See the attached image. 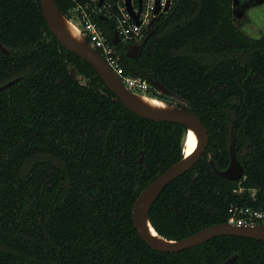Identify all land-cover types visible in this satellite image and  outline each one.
Wrapping results in <instances>:
<instances>
[{"label": "trees", "instance_id": "trees-1", "mask_svg": "<svg viewBox=\"0 0 264 264\" xmlns=\"http://www.w3.org/2000/svg\"><path fill=\"white\" fill-rule=\"evenodd\" d=\"M86 1L55 0L75 23L72 9ZM117 1L112 19L95 17L109 43ZM232 4L172 0L138 57L117 46L126 72L159 80L174 94L159 97L197 114L208 131L200 160L149 210L167 239L226 222L231 204L264 208V35L245 34ZM0 43L8 50L0 51V84L20 77L0 91V264H218L233 254V264H264V241L238 236L151 249L133 225V204L181 159L185 127L123 106L56 40L38 0H0ZM230 130L244 167L237 181L209 164L227 167Z\"/></svg>", "mask_w": 264, "mask_h": 264}, {"label": "water", "instance_id": "water-1", "mask_svg": "<svg viewBox=\"0 0 264 264\" xmlns=\"http://www.w3.org/2000/svg\"><path fill=\"white\" fill-rule=\"evenodd\" d=\"M39 6L42 12V16L46 22V25L52 35L56 40L66 49L76 54L78 57L89 63L93 69L96 71L98 76L101 78L105 86L109 91H111L120 103L125 106L129 111L134 114L151 120L157 121H167L175 122L183 125L185 127V136L183 139V156L181 159L170 165L167 169L157 174L138 194L136 197L133 208H132V221L133 225L141 237V239L153 250L160 252H179L188 248H192L203 244L204 242L218 236H238L244 238H250L255 240L264 241V225L262 224H244L235 225L227 222L218 223L203 227L181 239L171 240L161 236L151 225L148 217L149 210L160 195L162 190L174 179L181 176L189 169H191L201 158L207 143H208V131L205 125L201 122L197 114L189 111L188 109L175 105L161 99L160 97H155L149 92H138L133 91L125 87L115 75L113 70L109 67L107 62L101 56V54L92 46L90 42L87 41L84 33L77 23L72 21L79 29L83 43H78L73 40L63 29L61 19L64 15L61 14L57 8L55 0H38ZM142 0H138V12H135L131 4V0H124V5L126 12L134 21L135 24L139 25V13L141 11ZM172 0H167L164 7L162 8L159 0L154 2V19L149 25H152L155 20H157L163 13L168 12L171 7ZM264 0H257L256 3L260 4ZM103 0H98V5H102ZM237 5V0H233V15L234 17H240L241 12L235 9ZM67 19V18H66ZM153 32V31H152ZM150 31L149 34H152ZM118 40L117 36L114 34L113 43ZM146 38L140 44H133L130 46L127 56L130 58H136L140 55ZM0 51L4 54L8 53L5 46L0 43ZM20 77H15L2 84H0V91L7 89L15 82H17ZM147 81L150 83L151 87L156 90L158 94H165L168 96H174V94L168 90L159 80L154 77H146ZM146 95L153 98L161 99L167 102L173 107L172 110L160 111L151 109L143 105L137 96ZM193 129L198 136L197 145L195 148L186 155L184 153V145L186 143V133L188 129ZM228 154L229 162L226 168L217 169L214 166L213 161L210 159L209 164L212 167L216 175L229 181L239 180L244 173V167L242 163L236 156L235 153V137L232 130L229 131V143H228ZM148 227H151L157 236L162 240L157 239L152 235ZM237 259V255L226 258L225 260L219 262L218 264H233Z\"/></svg>", "mask_w": 264, "mask_h": 264}, {"label": "built area", "instance_id": "built-area-1", "mask_svg": "<svg viewBox=\"0 0 264 264\" xmlns=\"http://www.w3.org/2000/svg\"><path fill=\"white\" fill-rule=\"evenodd\" d=\"M166 1L167 0H159L162 8ZM121 2L122 3H120L119 0L116 2L119 15L114 17L112 43H109L107 37L98 26L95 17L105 16L112 19L113 14L111 8L113 7V0H103L102 5L100 6L98 5V0H87L84 4L77 3L73 7L72 12L87 41L90 42L101 54L109 67L118 77L119 81L130 90L149 92L151 85L145 77L131 75L125 71L117 46L119 44L123 45L128 52L131 45L140 44L143 41L146 37V31H148V28L151 26L149 24L155 16L153 14L155 0L141 1L142 6L139 13V25L135 24L126 12L124 0H121ZM131 4L134 11L138 12V0H131ZM114 34L118 38L116 43H113ZM226 217V222L230 224L264 225V208H255L250 205L231 204L226 211Z\"/></svg>", "mask_w": 264, "mask_h": 264}, {"label": "bare ground", "instance_id": "bare-ground-1", "mask_svg": "<svg viewBox=\"0 0 264 264\" xmlns=\"http://www.w3.org/2000/svg\"><path fill=\"white\" fill-rule=\"evenodd\" d=\"M61 23L63 26V29L65 30V32L76 42L78 43H83L81 34L79 32L78 27L70 20L66 19V18H62L61 19ZM137 99L146 107H149L151 109H155V110H160V111H167V110H172L173 107L171 105H169L167 102L158 99V98H153V97H149L146 95H141V96H137ZM186 143L184 145V153L186 155H188L197 145V141H198V136L197 133L189 128L187 133H186ZM149 232L154 235L157 239L162 240L159 236H157V234L155 233V231L151 228L148 227Z\"/></svg>", "mask_w": 264, "mask_h": 264}, {"label": "rangeland", "instance_id": "rangeland-1", "mask_svg": "<svg viewBox=\"0 0 264 264\" xmlns=\"http://www.w3.org/2000/svg\"><path fill=\"white\" fill-rule=\"evenodd\" d=\"M243 1L244 0H237V3L240 4ZM256 1L257 0H252V2L249 3V5H247V8L244 11V13H242V15L240 17H235V23L237 24V26L245 34H247L251 37H258L262 34L264 35V2L257 4ZM76 23H77V21H76ZM152 31H154V29H152L151 32ZM148 33H150V32H148ZM153 95L155 97L160 96L157 93H154ZM161 99H163V98H161ZM245 152H246V150H245Z\"/></svg>", "mask_w": 264, "mask_h": 264}, {"label": "flooded vegetation", "instance_id": "flooded-vegetation-1", "mask_svg": "<svg viewBox=\"0 0 264 264\" xmlns=\"http://www.w3.org/2000/svg\"><path fill=\"white\" fill-rule=\"evenodd\" d=\"M252 0H244L242 3H237L235 9L241 13H244V11L247 8V5H249V3H251Z\"/></svg>", "mask_w": 264, "mask_h": 264}]
</instances>
